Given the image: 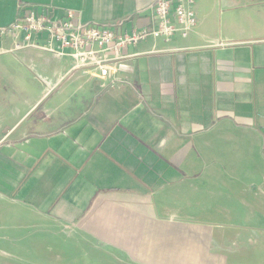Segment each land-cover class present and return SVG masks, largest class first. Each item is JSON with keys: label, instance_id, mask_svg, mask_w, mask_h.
<instances>
[{"label": "crops", "instance_id": "crops-1", "mask_svg": "<svg viewBox=\"0 0 264 264\" xmlns=\"http://www.w3.org/2000/svg\"><path fill=\"white\" fill-rule=\"evenodd\" d=\"M156 1L0 0V29L54 8L131 34ZM192 8L188 37L127 49L115 88L0 41V223L55 243L67 228L69 257L96 264H264V0Z\"/></svg>", "mask_w": 264, "mask_h": 264}, {"label": "built area", "instance_id": "built-area-1", "mask_svg": "<svg viewBox=\"0 0 264 264\" xmlns=\"http://www.w3.org/2000/svg\"><path fill=\"white\" fill-rule=\"evenodd\" d=\"M194 1L157 0L152 6L154 25L131 34L83 23L72 10L63 15L54 8H44L40 13L31 10L1 28L0 41L10 38L16 41L17 49L34 48L70 57L72 71L102 81L105 88H115L134 72L127 49L151 38L170 41L176 35L188 37L197 23ZM4 53L0 48V55Z\"/></svg>", "mask_w": 264, "mask_h": 264}, {"label": "rangeland", "instance_id": "rangeland-1", "mask_svg": "<svg viewBox=\"0 0 264 264\" xmlns=\"http://www.w3.org/2000/svg\"><path fill=\"white\" fill-rule=\"evenodd\" d=\"M102 89H107L102 84ZM7 202L6 198L0 196V203ZM11 206V205H10ZM7 209V208H6ZM17 215V214H16ZM3 224L0 223V264H96L100 257H85L79 256L78 258L69 257L70 249L78 247L75 242H80L70 238L69 229H63L62 231H56V243L55 242H42L40 237H35V232L15 234L13 233L19 227L20 224L18 218H12L6 220L2 218ZM9 222V223H6ZM7 227L11 233H7L4 228ZM41 236V235H39ZM41 239H43L41 237ZM72 240V241H71ZM46 244L48 248L56 247V249H61L63 254L59 259L58 257L45 255L48 250L43 244ZM95 245V244H94ZM91 242H83V248H93L95 247ZM45 252V253H42ZM41 253V255H40ZM101 253V252H95ZM82 254V253H81ZM102 254V253H101ZM100 256V254H96ZM97 260H96V259ZM113 259H116L115 257ZM56 262H55V261ZM100 264V263H97Z\"/></svg>", "mask_w": 264, "mask_h": 264}]
</instances>
